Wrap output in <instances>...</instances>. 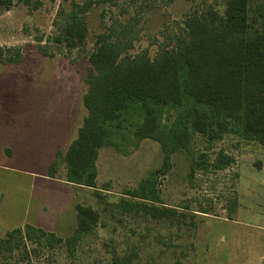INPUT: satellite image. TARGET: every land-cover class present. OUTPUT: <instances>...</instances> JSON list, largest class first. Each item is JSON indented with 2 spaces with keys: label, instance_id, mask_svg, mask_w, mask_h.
Returning a JSON list of instances; mask_svg holds the SVG:
<instances>
[{
  "label": "rangeland",
  "instance_id": "obj_1",
  "mask_svg": "<svg viewBox=\"0 0 264 264\" xmlns=\"http://www.w3.org/2000/svg\"><path fill=\"white\" fill-rule=\"evenodd\" d=\"M86 1L96 2L14 0L9 10L0 11V50L6 57L15 48L21 52L17 62L8 57L0 62V240L24 231L26 223L63 239L51 244L23 235L11 245L0 244V264H264V146L256 142L224 137L208 158L214 160L223 149L233 163L192 177L190 158L174 154L171 169L157 179L156 205L163 211L158 217L127 210L123 203L128 189L162 165L161 146L154 140L141 141L128 154L103 147L96 189L67 184L63 160L50 176L57 151L64 156L87 115L88 56L101 33L113 28L115 38L132 42L129 53L154 58L175 44L192 7L212 4L223 12L225 2L95 3L85 14V43L67 49L53 37L73 2ZM196 145L205 146L200 138ZM77 204L98 209L100 221L69 246Z\"/></svg>",
  "mask_w": 264,
  "mask_h": 264
},
{
  "label": "trees",
  "instance_id": "obj_2",
  "mask_svg": "<svg viewBox=\"0 0 264 264\" xmlns=\"http://www.w3.org/2000/svg\"><path fill=\"white\" fill-rule=\"evenodd\" d=\"M106 1L111 0L73 2L53 37L55 42L67 49L81 47L88 36L85 14L93 4ZM14 4V0H0V11ZM113 31L101 33L88 56L83 95L87 115L64 156L57 151L49 174L54 177L63 160L67 182L96 189L97 161L103 147L128 154L141 141L154 140L161 146L162 165L137 188L128 189L125 198L129 199L123 203L127 210L158 217L163 211L156 205L160 203L157 179L171 169L174 154L190 158L192 177L197 171L220 170L233 163L234 158L223 149L214 160L208 158L207 152L226 136L264 146V0H225L223 12L212 4L192 7L175 44L154 58L145 52L129 53L132 42L120 41ZM18 49L7 56L8 61L21 58ZM7 57L0 50V62ZM198 138L205 144L203 149L197 148ZM76 212L77 226L67 239L69 246L100 221L99 210L90 205L77 204ZM23 235L33 242L43 238L51 244L63 241L27 224L24 231L9 232L0 244L11 245Z\"/></svg>",
  "mask_w": 264,
  "mask_h": 264
},
{
  "label": "crops",
  "instance_id": "obj_3",
  "mask_svg": "<svg viewBox=\"0 0 264 264\" xmlns=\"http://www.w3.org/2000/svg\"><path fill=\"white\" fill-rule=\"evenodd\" d=\"M59 143V145H60V141L58 142ZM62 144V143H61ZM69 147V146H68ZM68 149V148H67ZM97 167H98V161H97ZM98 174H99V169H98ZM98 177V176H97ZM67 184H69V185H71V186H79V185H76V184H72V183H69V182H67L66 180H64ZM81 187H84V186H81ZM90 189H94V188H90ZM76 210V209H75ZM77 213V212H76ZM27 224H30V225H32L33 223H26V225ZM77 224V223H76ZM34 226V225H33ZM77 226V225H76ZM43 227V226H42Z\"/></svg>",
  "mask_w": 264,
  "mask_h": 264
}]
</instances>
